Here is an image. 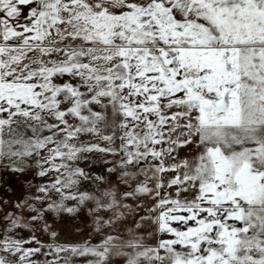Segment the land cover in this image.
<instances>
[{
	"label": "snow or ice",
	"instance_id": "obj_1",
	"mask_svg": "<svg viewBox=\"0 0 264 264\" xmlns=\"http://www.w3.org/2000/svg\"><path fill=\"white\" fill-rule=\"evenodd\" d=\"M0 264H264V0H0Z\"/></svg>",
	"mask_w": 264,
	"mask_h": 264
}]
</instances>
